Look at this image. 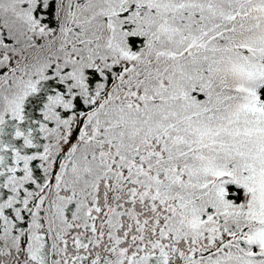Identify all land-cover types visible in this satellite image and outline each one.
<instances>
[{"label":"snow or ice","instance_id":"6c2138e0","mask_svg":"<svg viewBox=\"0 0 264 264\" xmlns=\"http://www.w3.org/2000/svg\"><path fill=\"white\" fill-rule=\"evenodd\" d=\"M0 264H264V0H0Z\"/></svg>","mask_w":264,"mask_h":264}]
</instances>
